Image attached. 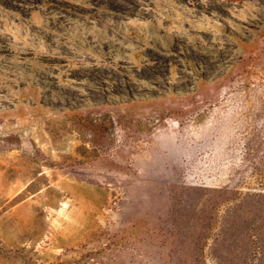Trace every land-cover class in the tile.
Segmentation results:
<instances>
[{
  "label": "rangeland",
  "instance_id": "rangeland-1",
  "mask_svg": "<svg viewBox=\"0 0 264 264\" xmlns=\"http://www.w3.org/2000/svg\"><path fill=\"white\" fill-rule=\"evenodd\" d=\"M0 264H264V0H0Z\"/></svg>",
  "mask_w": 264,
  "mask_h": 264
}]
</instances>
